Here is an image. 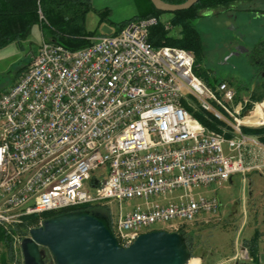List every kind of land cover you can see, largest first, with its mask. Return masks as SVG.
Instances as JSON below:
<instances>
[{"label": "built area", "instance_id": "1", "mask_svg": "<svg viewBox=\"0 0 264 264\" xmlns=\"http://www.w3.org/2000/svg\"><path fill=\"white\" fill-rule=\"evenodd\" d=\"M158 21L170 26L155 14L133 17L75 48L42 37L0 90L2 228L35 215L28 234L45 212L113 204L109 225L122 245L152 228L185 234L217 210L209 186L252 169L264 175V141L242 129L264 125V97L224 79L208 84L189 49L152 45Z\"/></svg>", "mask_w": 264, "mask_h": 264}, {"label": "rangeland", "instance_id": "2", "mask_svg": "<svg viewBox=\"0 0 264 264\" xmlns=\"http://www.w3.org/2000/svg\"><path fill=\"white\" fill-rule=\"evenodd\" d=\"M105 6L109 9L107 16L98 22L97 10ZM137 12H139V7L134 0H90V8L85 13L84 26L89 30L95 29L99 33H107L116 27L117 21ZM158 16L169 19L170 12H161ZM190 23L198 32L201 46L199 59L196 58V55L193 56L197 59L196 66L204 72L206 78L209 80H212L213 77L224 79L236 86L238 93L250 87L251 83L254 87L264 81L263 74L259 73L256 63L251 61L250 57L251 50L264 37V0H236L230 2L226 8L203 9L200 15L190 19ZM166 29L169 33L175 34L178 26L170 23ZM41 38L38 24H33L25 38L19 42L9 41L0 47V90L16 79L20 70L36 51ZM258 134L256 133V135ZM232 175L236 176V181L234 180L228 187H223L222 184L209 186L213 187V194L218 195L222 202L225 197L234 196L235 189L236 195L238 193L239 178L242 175L240 173ZM244 176L250 180L258 178L264 183L263 174L256 169L247 171ZM155 199L159 200L160 198ZM136 202L137 200L134 199L128 202L122 201L121 210L125 211ZM220 206L221 204L218 205L219 208ZM113 207V204H110L107 208L108 212L109 208ZM217 210L207 216L206 220L195 221L186 228L185 235L191 240L190 254L192 253V255L189 264H202V258L192 252L194 245L207 242L216 234L221 240L227 241L230 237L229 228H233L232 219L219 218ZM29 218L24 215L20 222L11 224L13 227L8 226V230L4 229L10 239L8 246L0 238V264H20L21 252L15 237L27 234L25 225L32 220ZM238 219L239 216L236 214V222ZM253 222L257 223V231L264 233V218L256 214ZM225 223H229L226 225L227 228H220ZM240 254L241 259L249 262L248 254L243 249Z\"/></svg>", "mask_w": 264, "mask_h": 264}, {"label": "trees", "instance_id": "3", "mask_svg": "<svg viewBox=\"0 0 264 264\" xmlns=\"http://www.w3.org/2000/svg\"><path fill=\"white\" fill-rule=\"evenodd\" d=\"M139 7V12L128 17L122 18L116 22V27L112 32H116L120 26L128 19L138 16H146L149 14L158 15L162 11L155 8L149 0H134ZM168 2H180L182 0H164ZM236 0H196L187 8L177 9L170 12L169 22L177 25L178 30L174 33H169L163 26L161 21L149 27L147 39L152 45L169 44L181 46L192 51L193 55L199 59L200 42L196 28L190 23V19L201 14L203 9L222 7ZM242 1V0H237ZM248 1V0H245ZM90 8V0H0V47L9 41H20L28 34L30 27L33 24H38L43 38L57 42L69 48H75L85 45L89 42L88 36L97 34L95 29H86L84 26V18L86 11ZM248 9V8H246ZM254 9V7H253ZM108 7H103L97 10L98 22L106 18ZM251 61H254L258 71L264 72V37L259 40L256 46L250 53ZM196 58H194L193 70L201 76L208 84L212 85L220 78L213 77L209 80L204 75V72L196 66ZM251 95L254 98L264 97V81H261L259 86L252 87ZM196 117L205 125L217 129L215 119L209 113L195 112ZM242 129L246 132L258 134V137L264 141V125L263 126H243ZM88 208V205H77L73 207L62 208L55 211L43 213V216H49L61 211ZM95 209L104 213L109 221V212L107 206L99 205ZM29 220L35 215H26ZM256 231L249 238H243L242 242L246 246L248 254L253 258L256 247ZM184 238L191 251V240L185 234ZM0 238L9 246V235L4 228L0 226ZM192 253L187 261L190 262ZM49 254H45L46 260L49 259Z\"/></svg>", "mask_w": 264, "mask_h": 264}, {"label": "water", "instance_id": "4", "mask_svg": "<svg viewBox=\"0 0 264 264\" xmlns=\"http://www.w3.org/2000/svg\"><path fill=\"white\" fill-rule=\"evenodd\" d=\"M162 11L189 7L196 0H149ZM22 264H184L190 247L182 232L152 228L128 244L114 236L107 216L75 208L46 216L19 240ZM49 254L46 260L45 254Z\"/></svg>", "mask_w": 264, "mask_h": 264}, {"label": "crops", "instance_id": "5", "mask_svg": "<svg viewBox=\"0 0 264 264\" xmlns=\"http://www.w3.org/2000/svg\"><path fill=\"white\" fill-rule=\"evenodd\" d=\"M250 86L252 87V83ZM234 180L236 181V176L231 175L222 183V186L228 187ZM239 180L237 195L235 189L234 196L225 197L224 203L217 195L219 205L221 204L217 210L218 217L232 219L233 228H229L230 237L226 241L225 239L221 240L218 234H214L215 236H212L209 241L194 245L192 252L197 253L202 258V264H264V233L258 232L257 223L253 222L256 214L264 218V183L258 178L257 180L254 178L250 180L246 176H240ZM212 191L213 189L205 190L206 193H213ZM236 214L239 216L237 222ZM227 224L229 223H225L220 228L226 229ZM255 231L258 233L255 235L257 251L251 258L242 239L253 236ZM242 249L248 254L249 262L240 258Z\"/></svg>", "mask_w": 264, "mask_h": 264}, {"label": "bare ground", "instance_id": "6", "mask_svg": "<svg viewBox=\"0 0 264 264\" xmlns=\"http://www.w3.org/2000/svg\"><path fill=\"white\" fill-rule=\"evenodd\" d=\"M256 112V111H255ZM251 114H254V113H251ZM253 122H256V116H251V117H249ZM189 257H190V255H189ZM189 257H188V259H189ZM188 259H187V261H188ZM187 261L184 263V264H187Z\"/></svg>", "mask_w": 264, "mask_h": 264}, {"label": "flooded vegetation", "instance_id": "7", "mask_svg": "<svg viewBox=\"0 0 264 264\" xmlns=\"http://www.w3.org/2000/svg\"><path fill=\"white\" fill-rule=\"evenodd\" d=\"M259 73L263 74V76H264V72H262V71H259Z\"/></svg>", "mask_w": 264, "mask_h": 264}]
</instances>
